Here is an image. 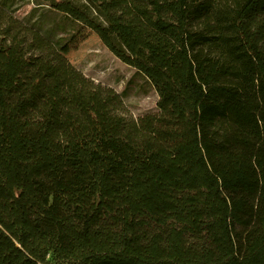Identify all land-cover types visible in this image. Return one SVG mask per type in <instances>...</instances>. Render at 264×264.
I'll return each mask as SVG.
<instances>
[{
	"label": "trees",
	"instance_id": "obj_1",
	"mask_svg": "<svg viewBox=\"0 0 264 264\" xmlns=\"http://www.w3.org/2000/svg\"><path fill=\"white\" fill-rule=\"evenodd\" d=\"M33 1L0 0V264H264V0ZM50 13L158 111L72 64Z\"/></svg>",
	"mask_w": 264,
	"mask_h": 264
},
{
	"label": "rangeland",
	"instance_id": "obj_2",
	"mask_svg": "<svg viewBox=\"0 0 264 264\" xmlns=\"http://www.w3.org/2000/svg\"><path fill=\"white\" fill-rule=\"evenodd\" d=\"M35 6L33 0H24L15 14L25 18L36 8L34 16H40L42 7ZM47 19L46 27L56 25L65 28V31L58 30L59 33L64 32L61 36L66 38L61 52L87 76L120 92L134 116L158 111V93L151 81L116 57L93 30L58 13H50Z\"/></svg>",
	"mask_w": 264,
	"mask_h": 264
}]
</instances>
